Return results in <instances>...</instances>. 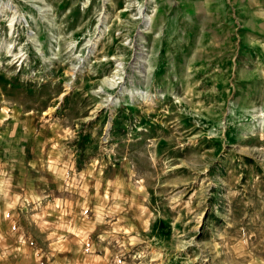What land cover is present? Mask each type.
<instances>
[{
	"label": "rangeland",
	"instance_id": "obj_1",
	"mask_svg": "<svg viewBox=\"0 0 264 264\" xmlns=\"http://www.w3.org/2000/svg\"><path fill=\"white\" fill-rule=\"evenodd\" d=\"M244 1L0 0V264H264Z\"/></svg>",
	"mask_w": 264,
	"mask_h": 264
},
{
	"label": "crops",
	"instance_id": "obj_2",
	"mask_svg": "<svg viewBox=\"0 0 264 264\" xmlns=\"http://www.w3.org/2000/svg\"><path fill=\"white\" fill-rule=\"evenodd\" d=\"M244 7L250 11L251 17L250 23H253L254 26L258 27V33L255 35L257 36H264V0H247L244 1Z\"/></svg>",
	"mask_w": 264,
	"mask_h": 264
}]
</instances>
